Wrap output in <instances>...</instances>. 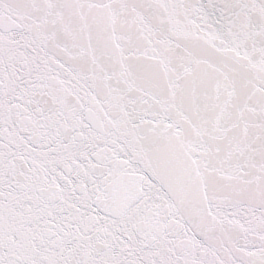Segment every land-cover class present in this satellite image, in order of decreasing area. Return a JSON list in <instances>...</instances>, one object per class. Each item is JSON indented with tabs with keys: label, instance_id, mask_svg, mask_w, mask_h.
I'll use <instances>...</instances> for the list:
<instances>
[{
	"label": "snow or ice",
	"instance_id": "1",
	"mask_svg": "<svg viewBox=\"0 0 264 264\" xmlns=\"http://www.w3.org/2000/svg\"><path fill=\"white\" fill-rule=\"evenodd\" d=\"M0 264H264V0H0Z\"/></svg>",
	"mask_w": 264,
	"mask_h": 264
}]
</instances>
